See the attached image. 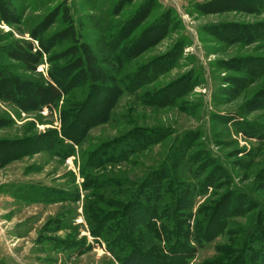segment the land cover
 <instances>
[{"label":"rangeland","instance_id":"obj_1","mask_svg":"<svg viewBox=\"0 0 264 264\" xmlns=\"http://www.w3.org/2000/svg\"><path fill=\"white\" fill-rule=\"evenodd\" d=\"M119 1L6 0L7 16L0 12V260L112 264L88 232L86 203L106 208L113 197L123 199L118 190L140 192L144 180L152 181V170H163L162 162L172 167L173 140L191 132L198 138L203 134L196 144L207 142L206 148L229 166L234 184L261 203L263 214L250 207L231 218L227 235L214 236L190 264H236V254L225 251L239 242L249 246L245 264H264V140L246 134L264 133V0H218L210 10L200 4L211 0ZM111 42L133 63L122 72L146 64L141 77L147 79L138 90L123 92L118 86L123 73L117 75L111 65ZM26 43L33 45L31 51ZM80 52L95 58L87 71L70 63ZM151 62L161 64L149 67ZM53 69L61 82L51 79ZM153 72L160 74L151 79ZM102 90L109 95L104 104ZM87 92L94 96L86 102ZM71 100L79 104L74 129L81 127L86 140L81 147L65 141L66 150L75 152L66 159L63 146L48 137L66 132L62 117ZM109 111L112 118L105 121ZM148 132L151 139L140 143V134ZM114 141L124 154L111 161L108 151L114 147H107ZM105 147L107 161L98 175L112 185L85 191L78 175L80 155ZM201 151L189 150L195 156L193 169L203 161ZM87 155L83 160L88 163ZM23 187L64 189L72 195L61 202H26L18 196ZM208 200L196 198L192 214ZM228 200L231 208L235 198ZM45 238L79 240L88 248L80 256L56 254L42 245Z\"/></svg>","mask_w":264,"mask_h":264},{"label":"trees","instance_id":"obj_2","mask_svg":"<svg viewBox=\"0 0 264 264\" xmlns=\"http://www.w3.org/2000/svg\"><path fill=\"white\" fill-rule=\"evenodd\" d=\"M215 3H218V0L202 3L200 4L201 9L203 6H206V9L210 10ZM154 5H156V7L158 6L156 2H154ZM8 8V2H6V0H0V12L2 11L7 16L5 11L8 10ZM140 23L141 21H138L135 25L130 26H138ZM159 26H161L160 29L162 30V25ZM159 26L157 27L159 28ZM254 33L256 32L252 34ZM36 43L38 44L37 41ZM117 45L116 42H114V44L111 42V50H109L113 56L111 65L118 75L121 69L123 71L124 68L133 66V63L128 61L129 59L124 55L122 49L118 50L119 48ZM26 48L31 51L33 45L31 43H26ZM33 56H36V58L38 57L32 54V57ZM93 57L81 54L80 52L75 55V57L73 56V60L70 63L74 64V66L79 64L83 65V70L87 71L88 67L93 64V60L95 59ZM168 57H171V54H169ZM159 64L161 63L151 62L149 63V67L151 65L159 67ZM238 64L241 66L245 65L247 70H251L255 73L250 67L248 68V64L244 62H238ZM145 65L141 66L139 70L135 66V69H128L126 72L121 71L123 73V77H121L123 80L118 76L117 83H119V87H122L123 92L124 90L134 92L146 82L147 78L141 77L142 73L147 68ZM260 70V67L255 69L257 72ZM160 73L153 72L150 78H155ZM50 76L51 79L54 77L56 81L61 82L62 75L58 70L53 69L52 72H50ZM78 85L74 86V88ZM119 90L122 92L120 88ZM83 92L84 90H82V93ZM107 92V90H102L100 93L99 100L102 101L103 104L109 98ZM91 96H94V94H88L87 92L83 101L86 100L87 102ZM171 99H176V97H172ZM74 103V100H71L68 104L66 103L64 105L65 116L64 118L62 117V121L66 118V123H64V130L66 132L62 133V137L60 136V138L56 133L53 137H48L49 141L60 143L64 147L60 145L62 147L60 151L66 159L68 157H74L75 152L74 150H66L67 145L64 143L65 141H68L66 143H70L71 145L81 147L86 140V135L81 133V127V130L80 128L74 129L79 124L76 119V115L79 114V111L76 110L79 108V104L76 105V103ZM98 118L99 116L97 119ZM111 118L112 115L109 111L105 117V121H110ZM68 119L70 120L68 121ZM217 119L221 120L220 118ZM101 120L103 119H99V121ZM193 134L194 135L189 132V134L179 135L177 140H173L174 159H172V167L166 162H162L160 166H162L163 170L161 172H158V168L152 170V181L149 183L144 180L140 185V192H136L137 188L132 191L123 190L121 192L118 190V195H121L123 199H115L113 197V200H108L109 204L106 208L96 205L92 200L86 203L83 218L88 232L93 238L94 243L104 246L105 252L108 253L112 259V264H190L195 259L197 251L205 245H208L214 236L227 235L226 231L230 226L231 218L239 217L243 213H246L249 211L248 209L250 207L257 210V213L261 212L263 214V210H260L259 207V205L262 206L261 203L259 204L255 197L247 195L245 189L234 184V177L232 176L229 166L206 148L207 142L196 144L199 138L201 139V135L203 137V134L201 133L199 138L195 135L196 133ZM246 134L250 135V137H254V139L256 137L259 140H264V133L258 135L257 133L249 134L246 132ZM149 135H151L150 132L140 134V143L149 141ZM118 143L119 142L114 141L107 147L109 148L111 145L114 147V149L110 151L107 150L111 161L116 156L118 157L124 154L122 153L124 152L122 147L116 146ZM192 147L202 149L200 154L203 155V161L197 164V169L192 168L194 163L196 164L194 153L193 155H188ZM107 148H98L87 152V159H89L88 163L86 160H83V156H86V154L82 152L80 155L81 165L78 175L85 191L92 188H105L106 190L112 185V180L110 181L107 179V176L98 175V172H100L99 170L102 169L103 164L107 161V158H104L107 156ZM245 158L246 157H244V159ZM206 169H209V174L205 175L204 178H200V175L204 170L206 171ZM179 171H181L182 174ZM188 176L191 177V179L186 182V177ZM217 190L223 191V197L214 193V191ZM21 191L24 193L18 196L23 197L26 202H61L63 200H69V196L72 195L64 189L41 187H38V189L35 187H23ZM12 196L14 195L12 194ZM208 196L211 200L201 205L196 212L192 214L191 211L193 210L196 198ZM232 197L235 198V203L229 208L228 199ZM95 198L100 199L99 197ZM212 198H217V201H213ZM215 217L217 218L216 220H214ZM260 217L261 223H264L263 217ZM62 218H64V216ZM60 223L67 224L65 219H62ZM261 228L264 230V224ZM41 243L56 254L67 256H80L86 251L85 249L88 248L84 247L85 245H82L79 240L64 242L46 240L45 238ZM248 247L246 243L239 242L234 244L233 248L226 250L225 253L228 255L236 254L234 255L235 257L231 256V258L234 257V259H236V264H245L244 260H248L245 259V252H247ZM238 254L240 255L239 257ZM216 263L219 264L220 262L217 261ZM0 264L5 263L0 260ZM205 264L212 263L209 262Z\"/></svg>","mask_w":264,"mask_h":264}]
</instances>
